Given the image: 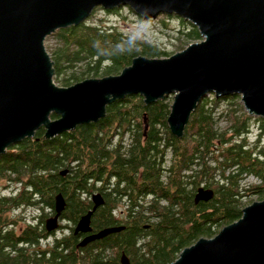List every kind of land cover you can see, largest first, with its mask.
<instances>
[{"label":"trees","instance_id":"1","mask_svg":"<svg viewBox=\"0 0 264 264\" xmlns=\"http://www.w3.org/2000/svg\"><path fill=\"white\" fill-rule=\"evenodd\" d=\"M125 10L134 12L108 11ZM93 16L51 35L57 42L48 49L63 86L118 74L138 55H172L165 45ZM169 18L177 24L170 27ZM157 20L177 34L181 48L201 38L182 17ZM240 101V94L205 96L177 137L168 126L170 98L148 105L132 95L107 105L97 123L51 138L43 127L13 145L0 155V264H122L123 255L131 264H171L199 238L215 236L242 216L251 195L264 199V117L250 115ZM200 187L213 189L214 197L197 202ZM60 192L68 232L49 236L45 221ZM98 192L104 203L92 214L93 231L123 228L78 246L83 234L75 226Z\"/></svg>","mask_w":264,"mask_h":264},{"label":"water","instance_id":"2","mask_svg":"<svg viewBox=\"0 0 264 264\" xmlns=\"http://www.w3.org/2000/svg\"><path fill=\"white\" fill-rule=\"evenodd\" d=\"M122 6L144 19L182 17L203 39L166 57L138 55L118 74L59 85L46 39L86 21L98 7ZM213 93L240 94L250 115L264 117V0H0V155L43 127L51 138L97 123L107 105L138 94L148 105L173 96L168 126L182 137L200 101ZM214 195L200 187L195 198L209 201ZM92 200L93 209L75 226V233L86 234L78 246L123 228L93 232L92 214L104 198L98 192ZM65 207L60 192L55 213L45 221L48 232L59 228ZM121 261L131 264L126 255ZM171 264H264V199L245 206L242 216L215 236L185 247Z\"/></svg>","mask_w":264,"mask_h":264},{"label":"rangeland","instance_id":"3","mask_svg":"<svg viewBox=\"0 0 264 264\" xmlns=\"http://www.w3.org/2000/svg\"><path fill=\"white\" fill-rule=\"evenodd\" d=\"M97 9V8H96ZM96 9L94 10V12L92 13L93 16V21L97 22V23H108V24H114V25H118L122 30H124L126 33L128 34H133V33H138L140 35H142L143 37L152 39L153 41H156L162 45L167 46L168 50L171 51V53H175L179 50H182L183 48H181V44L178 45L179 43H181L180 40H176L173 41L176 37L177 34H173V31L169 28H166L165 25L161 22H159V20H157V17L154 18H149L151 20L148 19H141L139 15H137L134 12H129L128 10H125L123 13L121 12H113V11H108L105 8L102 7V9H99L96 11ZM91 15V16H92ZM173 15V14H171ZM167 21H169L168 24H170V27L172 25L177 24V21H174V18H169ZM203 39V37L201 36L200 39L197 40H190L188 43H193V42H197V41H201ZM56 40L51 36H49L46 41V47L48 49V47H53L56 44ZM185 47L187 46V43H184ZM178 45V46H177ZM184 47V48H185ZM49 51V49H48ZM50 52V51H49ZM98 77H103V76H98ZM55 81L59 84L62 85L58 82V80L55 78ZM171 99V102L173 103V96L169 97ZM242 102V100L240 101ZM247 111V110H246ZM254 116V115H252ZM257 117V116H255ZM257 128V127H256ZM256 128L254 127L253 129L256 131ZM253 131L254 133L252 134V138L255 139V134L257 132ZM256 177L251 176L250 179H255ZM3 185H5V189L10 188L7 182H3ZM10 191V189H9ZM257 200H262L260 199V197L257 194L251 195L249 197V199L246 200L247 205L253 203L254 201ZM33 213V211H29L27 210L26 215H28L29 217L31 216V214ZM60 223H62V225L65 227L63 229H59L57 232V235H62L64 233V231L68 232V229L66 228L68 223L67 221H60Z\"/></svg>","mask_w":264,"mask_h":264},{"label":"flooded vegetation","instance_id":"4","mask_svg":"<svg viewBox=\"0 0 264 264\" xmlns=\"http://www.w3.org/2000/svg\"><path fill=\"white\" fill-rule=\"evenodd\" d=\"M5 191H7V193H9L10 191H9V188H7V189H5ZM4 215H5V212H4ZM60 221H61V219H60ZM5 224V223H4ZM61 224V223H60ZM9 228V226L8 225H4V228ZM60 227V226H59ZM23 230V227L22 226H19V232L20 231H22ZM58 230H59V228L57 229V230H55V231H53V232H48L49 233V236H52V235H56L57 234V232H58ZM93 232H96V231H93ZM83 235H81V238H83L86 234L85 233H82Z\"/></svg>","mask_w":264,"mask_h":264}]
</instances>
